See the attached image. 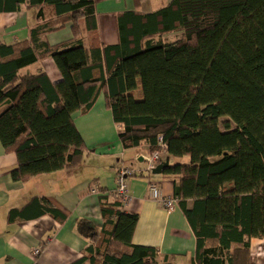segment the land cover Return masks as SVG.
Listing matches in <instances>:
<instances>
[{"label": "trees", "instance_id": "1", "mask_svg": "<svg viewBox=\"0 0 264 264\" xmlns=\"http://www.w3.org/2000/svg\"><path fill=\"white\" fill-rule=\"evenodd\" d=\"M22 6L37 9L28 39L0 43V143L17 157L12 180L79 165L86 147L72 116L103 93L124 149L146 143L149 154L161 152L160 137L175 161L162 176L172 179L195 237L191 264H251L250 240L264 238V0H172L146 14L123 12L118 43L94 38L89 47L82 34L96 30L92 0H0V13ZM66 23L70 41L41 40ZM172 33L177 38L165 41ZM46 57L60 82L19 74ZM221 117L235 129L221 131ZM120 209L113 192L101 197L102 227L80 224L88 244L71 264H172L132 243L138 216ZM41 215L65 218L34 197L7 220Z\"/></svg>", "mask_w": 264, "mask_h": 264}, {"label": "crops", "instance_id": "2", "mask_svg": "<svg viewBox=\"0 0 264 264\" xmlns=\"http://www.w3.org/2000/svg\"><path fill=\"white\" fill-rule=\"evenodd\" d=\"M171 1L92 0L96 30L83 32L84 45L89 47L94 38L99 46L117 44L118 14L127 11L146 14ZM36 11V8L22 6L18 12L0 13V43L27 40L29 28L36 23ZM72 38L71 24L66 23L41 40L54 46ZM39 72L45 73L53 84L62 79L50 57L21 69L19 74ZM140 93L138 86L135 97ZM2 111L0 108V113ZM72 117L86 147L82 161L75 167L14 181L11 171L17 167V157L15 153H6L0 143V264H71L80 259L88 244L81 234L80 224L86 222L96 233L100 231L103 224L101 197L114 191L117 172L123 167L134 171V176L128 179L131 199L120 209L138 216L132 243L155 248L161 258L168 257L172 264H191L195 253L194 234L177 204L170 211L162 204V199L173 197V182L162 173L146 172L148 144L123 148L118 139L121 126L113 122L103 93L87 113L76 112ZM166 158L167 155L161 153L159 164ZM182 161L187 162L188 158ZM150 184L159 188L162 199L151 197ZM34 197L46 199L64 215V220L49 215L15 222L7 220L10 210L24 207ZM35 250L39 253L35 254ZM249 254L251 264H264V238L250 240Z\"/></svg>", "mask_w": 264, "mask_h": 264}, {"label": "built area", "instance_id": "3", "mask_svg": "<svg viewBox=\"0 0 264 264\" xmlns=\"http://www.w3.org/2000/svg\"><path fill=\"white\" fill-rule=\"evenodd\" d=\"M158 141L160 143V147L162 149L161 152H153L149 154V156L146 159V172L151 173L157 165L160 163V155L161 153L164 152V144L162 143V138H158ZM134 171L127 167V168H121L118 170L117 175H116V186L113 191V196L118 198L121 201V205H126L130 201V195H129V189H128V179L132 177ZM149 191L150 195L153 199L159 200L162 199L161 191L159 188L154 185L150 184L149 185ZM162 204L164 207L170 211L172 210L176 204L177 200L174 197H168L162 199ZM39 250H35V254H38Z\"/></svg>", "mask_w": 264, "mask_h": 264}, {"label": "rangeland", "instance_id": "4", "mask_svg": "<svg viewBox=\"0 0 264 264\" xmlns=\"http://www.w3.org/2000/svg\"><path fill=\"white\" fill-rule=\"evenodd\" d=\"M177 36H178V33H172V34H168V35H166V36H164V40L165 41H174L176 38H177ZM141 94V93H140ZM134 96H136L137 97V95L136 94H134ZM218 123H219V128H220V130L221 131H224L225 129H224V125L225 124H228L229 125V127H230V130H233V129H235V125L227 118V117H221L220 119H219V121H218Z\"/></svg>", "mask_w": 264, "mask_h": 264}, {"label": "water", "instance_id": "5", "mask_svg": "<svg viewBox=\"0 0 264 264\" xmlns=\"http://www.w3.org/2000/svg\"><path fill=\"white\" fill-rule=\"evenodd\" d=\"M168 164H169V160H168V158H166L164 162H162L161 164H159V165H158V166L152 171V173H153V174H160V173H162V170H163L165 167H167Z\"/></svg>", "mask_w": 264, "mask_h": 264}]
</instances>
